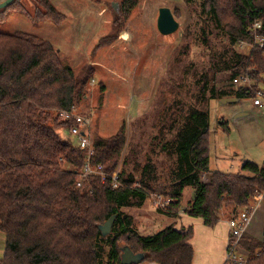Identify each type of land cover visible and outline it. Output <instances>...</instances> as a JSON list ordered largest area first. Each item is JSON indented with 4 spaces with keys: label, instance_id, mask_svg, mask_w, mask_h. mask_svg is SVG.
<instances>
[{
    "label": "trees",
    "instance_id": "1",
    "mask_svg": "<svg viewBox=\"0 0 264 264\" xmlns=\"http://www.w3.org/2000/svg\"><path fill=\"white\" fill-rule=\"evenodd\" d=\"M38 1V21H64L50 0ZM183 1L203 24L202 44L210 48L209 35L214 31L223 34L228 44L222 52L212 53L209 67L197 81V106L186 109L168 127L170 140L164 135L156 139L160 152L173 162L166 184L161 183L151 158L134 166L132 171L139 173L127 172L124 125L109 138L93 139L90 157L63 139L57 128L67 123L56 114L82 101L94 68L86 67L76 76L50 41L27 32L0 30V232L6 236L0 264H121L125 247L144 254V262L193 264V228L176 229L187 189L193 190V196L186 214L202 219L208 227L222 220L223 209L231 210L232 219L255 206L264 193V165L246 162L242 175L211 172L210 114L200 107L252 96L256 86L235 89L231 83L241 76L260 81L264 74V47L255 46L249 54L236 50L240 42L252 45L256 36L264 37V0ZM138 3L122 0V16L127 17ZM18 4L19 0L0 10V17ZM5 23L0 20V25ZM257 23L260 28L254 32ZM114 26L122 31L124 24L117 19ZM221 73L227 74L224 81L230 85L217 87ZM86 162L102 166L104 180L102 175L83 178ZM115 173L117 188L113 187ZM203 174L209 176L208 182L202 181ZM154 194L170 201L166 209H159L170 224L143 235L136 218L125 210L144 207ZM112 216L116 217L112 232L104 237L99 227ZM239 243L249 253L246 264H264V239L245 234Z\"/></svg>",
    "mask_w": 264,
    "mask_h": 264
},
{
    "label": "rangeland",
    "instance_id": "2",
    "mask_svg": "<svg viewBox=\"0 0 264 264\" xmlns=\"http://www.w3.org/2000/svg\"><path fill=\"white\" fill-rule=\"evenodd\" d=\"M121 1H51L57 3L54 6L64 16L63 22L56 23L36 19L40 8L38 0H19L18 6L7 10V16L0 17V20L8 23L12 15H19V19H14L10 28L7 24L9 30L6 23L0 25V30L7 33L36 30L41 38L53 44L61 61L71 66L76 76H80L86 67H93L94 75L84 98L77 105L80 113L90 121L88 135L91 142L98 137L113 136L124 125L127 146L123 159H128L127 172L139 173L132 171L134 166L143 165L151 158L157 165L161 183L166 184L173 162L160 152L156 139L164 135L170 140L172 134L168 127L177 123L186 109L197 106V81L209 67L212 53L222 52L228 41L223 34L214 31L209 35L210 48L202 44L200 29L203 24L183 0L168 3L139 0L125 18L120 12ZM163 6L171 7L179 23V30L169 36L161 35L157 29L159 11ZM117 19L124 24L122 31H117L114 26ZM100 42L107 44L100 47ZM236 50L249 54L251 45L240 47L238 44ZM227 77L225 73L219 74L217 87L230 85L231 82L224 81ZM260 79L231 83L235 89L256 86L249 98L233 104L211 101L200 107L210 114L211 172L242 175L245 174L242 167L246 162L264 165V110L253 104L258 89L264 91V74ZM239 112L249 115L235 119ZM57 130L63 139L76 144V139L69 135L66 127ZM208 180L207 175L205 181ZM192 196L193 190L187 189L181 211ZM155 201L156 197L152 195L144 207L125 210L136 218L143 235L156 233L170 224L169 219L159 212ZM221 212L222 218L230 219L232 216L229 209ZM157 216L161 217L158 219ZM263 220L264 210H260L255 216L252 231L263 235ZM147 221L153 224L146 230ZM1 233L0 249L4 253L6 241ZM226 254L227 249L223 264H226Z\"/></svg>",
    "mask_w": 264,
    "mask_h": 264
},
{
    "label": "built area",
    "instance_id": "3",
    "mask_svg": "<svg viewBox=\"0 0 264 264\" xmlns=\"http://www.w3.org/2000/svg\"><path fill=\"white\" fill-rule=\"evenodd\" d=\"M260 28V23L254 25L253 31L256 32L257 29ZM247 43L240 42L239 46L243 47ZM250 45V44H249ZM255 46L260 48L264 47V37L256 36L254 44L251 45V49ZM249 77L241 76L234 80V83H238L239 81H249ZM253 104L255 107L264 110V91L259 90L257 92V96L253 100ZM57 117L60 121L66 122V129L70 136L76 139V145L86 151L88 157L93 154V147L90 137L88 135L90 121L87 117H85L77 107H73L71 110H63L57 112ZM69 123V124H68ZM83 178H86L90 175H102V179L104 180V175L102 173V166L92 167L89 162L83 167L82 170ZM207 174L202 175V181H205V177ZM81 184H78L80 187ZM113 187H118V173H115L113 176ZM156 197V201L154 202L157 207L160 209H166L169 204V200H164L161 195H154ZM153 196V197H154ZM155 199V198H154ZM258 201L264 200V193L258 195ZM255 211V206H251L249 208H245L241 210L236 218H232L228 221V225L230 228V235L227 242V254H226V264H246L248 262V254L242 252L240 246V240L245 235L247 231V227L253 217Z\"/></svg>",
    "mask_w": 264,
    "mask_h": 264
},
{
    "label": "crops",
    "instance_id": "4",
    "mask_svg": "<svg viewBox=\"0 0 264 264\" xmlns=\"http://www.w3.org/2000/svg\"><path fill=\"white\" fill-rule=\"evenodd\" d=\"M5 0H0V3L4 2ZM51 1H58V0H51ZM164 3H168L169 1H181V0H162ZM57 4V3H53ZM169 8L171 11V7L168 6H163ZM173 12V11H172ZM13 17L9 18L8 23H6L5 27L9 28L12 26L14 23V19H19V15H12ZM18 21V20H17ZM8 24V26H7ZM8 28V30H9ZM36 31V30H35ZM31 32V34L41 36V34L37 32ZM37 33V34H36ZM44 39V38H43ZM154 196V195H153ZM191 198V197H189ZM185 209V208H184ZM181 211L179 213V219L177 220L176 223V229L181 230V229H186L189 228L190 226L194 227L195 233H194V238L192 240V246L195 250V256L193 260V264H223L224 262V257H225V251L227 249V242L228 238L230 235V228L228 225V219L226 216L225 218L223 217L222 220L214 227L210 228L205 226L203 223L202 219L200 218H193L189 215H187L185 212ZM264 210V203L262 201H258L255 204V211L253 214V217L247 227V231L245 234L254 237L260 241H263L264 239V220H263V235L258 234L255 231H252V224L255 219V216L258 211ZM161 216H157L159 219ZM153 220V219H152ZM152 222L147 221V227L145 228L146 230L149 229L152 226ZM4 234V233H1ZM5 236V234H4ZM5 241H6V236H5ZM242 252L246 253L249 255V253L241 247ZM3 249H0V260L3 259L4 253L2 252ZM141 264H154V263H148L144 262Z\"/></svg>",
    "mask_w": 264,
    "mask_h": 264
},
{
    "label": "water",
    "instance_id": "5",
    "mask_svg": "<svg viewBox=\"0 0 264 264\" xmlns=\"http://www.w3.org/2000/svg\"><path fill=\"white\" fill-rule=\"evenodd\" d=\"M15 1L16 0H5L4 2L0 3V10L8 8ZM157 29L163 36L172 35L179 30V23L169 8L163 7L160 9L157 20ZM237 102V98H226L221 100V103L223 104H233ZM248 115L249 114L246 112H239L235 115V119L246 117ZM115 219L116 217L112 216L105 224L99 227V230L104 237H107L111 234ZM122 251L123 254L121 264H141L145 260L144 254H135L133 251H131V249H129V247L123 248Z\"/></svg>",
    "mask_w": 264,
    "mask_h": 264
},
{
    "label": "bare ground",
    "instance_id": "6",
    "mask_svg": "<svg viewBox=\"0 0 264 264\" xmlns=\"http://www.w3.org/2000/svg\"><path fill=\"white\" fill-rule=\"evenodd\" d=\"M135 112V108H134V111H133V113Z\"/></svg>",
    "mask_w": 264,
    "mask_h": 264
}]
</instances>
